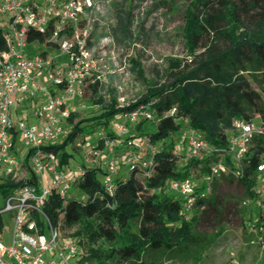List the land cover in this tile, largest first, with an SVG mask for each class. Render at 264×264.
I'll return each instance as SVG.
<instances>
[{"label": "trees", "instance_id": "1", "mask_svg": "<svg viewBox=\"0 0 264 264\" xmlns=\"http://www.w3.org/2000/svg\"><path fill=\"white\" fill-rule=\"evenodd\" d=\"M254 1L264 3V0ZM241 2L248 5L250 0ZM157 4L158 7L170 8L175 5L169 0H161ZM222 4L223 14L207 0H190L185 10V45L198 64L196 68L175 73L174 82L149 88L145 95L128 106L118 108L113 100L102 114L78 123L75 122L78 114H72L73 132L70 137L60 144L46 147L47 151L57 155L60 168L70 165L74 157L72 147L82 150L76 145L77 140L85 144L86 134L93 132L91 129H104L111 140L121 141L118 146L120 152L133 150L142 154L146 146L141 150L143 144H137V141L144 137L157 147L150 168L136 166L131 169L130 165H121L115 177L116 191L113 196L103 185L105 166L94 167L84 163L75 168L83 167L85 179L74 188L67 203L63 205L56 195L47 201L44 211L53 225L62 230L79 227L71 236L78 239L79 246L91 245L82 261L91 260L94 264L113 261L116 264H151L144 259L147 253L160 252L172 259L178 254H188L192 248L207 245L209 239L196 233L195 224L197 212L208 209L210 197L197 203L188 220L183 200L178 194L168 192L165 184L170 179L192 178L199 186L213 163L222 161L230 168L228 173H221L219 177L226 175L238 180L249 198L255 200L258 197L259 166L264 163V135L254 137L242 167H238L230 155L183 161L176 154L185 151L186 133L190 130L201 133L216 149H227L236 119L252 121L259 116L256 122L264 128V14H260L263 23L258 30L250 32L244 29L237 6L232 5L231 0H223ZM246 12L249 13V9L246 8ZM129 17L130 13H127V23H123L125 28L130 25ZM220 19L229 20L230 26L222 29L218 23ZM84 24L81 22L80 25ZM123 32L127 30L123 29ZM66 33L71 34L70 31ZM212 33L225 46L219 49L205 43V35ZM1 34L0 31V49H4ZM27 37L29 44L37 42L56 46L51 40V31L46 34L29 31ZM87 46L94 48L91 37ZM202 48L205 51L196 54ZM172 62L178 69L182 66L179 61ZM247 74L261 77L262 93L252 89ZM150 103H153L151 110L156 118L174 108L176 113L162 118L158 124L147 120L134 124L139 131L137 137L131 134V130L124 136L118 131L117 134L109 131L115 119ZM186 119L188 123H184ZM146 126L155 130H141ZM129 141L133 143L131 147L127 144ZM94 146L104 150L103 138L99 137ZM236 171H241V174L237 176ZM219 177L214 179L213 190ZM14 186L12 182H0V193L7 194ZM255 208L261 214L255 226H262L264 213L256 205ZM100 241H107L111 246L108 249L97 247Z\"/></svg>", "mask_w": 264, "mask_h": 264}, {"label": "built area", "instance_id": "2", "mask_svg": "<svg viewBox=\"0 0 264 264\" xmlns=\"http://www.w3.org/2000/svg\"><path fill=\"white\" fill-rule=\"evenodd\" d=\"M95 8V0H0V31L5 46L0 49V182L15 184L3 194L0 206V264H70L69 258L79 254V243L62 240L61 227L53 225L44 207L54 195L65 205L74 188L84 181L85 171L83 167H58L57 155L46 147L60 144L72 134L70 119L77 113L73 102L82 96L96 67L95 49L87 46L91 23L84 21V26L80 25L82 16L93 13ZM29 31H51L56 46L44 45L43 52L29 53ZM62 57H67L63 63ZM152 105H142L122 115L117 122L119 134H128L130 124L142 120L158 124L176 113L174 108L156 118ZM258 118L236 119L227 149H216L201 133L190 130L186 133L185 151L176 154L183 161L230 155L242 167L254 137L264 135V128L256 122ZM99 137L103 138L104 150L81 140L76 145L84 151L87 165L105 166L103 185L113 196L121 165L150 168L157 147L144 137L140 149L146 148L142 154L133 150L120 152L121 141L111 140L106 130L101 129ZM127 144L133 145L131 141ZM229 171L220 161L212 164L199 186L186 178L170 179L165 188L181 197L189 220L197 203L211 196L214 179ZM259 172L254 203L264 213V163ZM235 174L239 176L241 171ZM7 222L11 224L8 235Z\"/></svg>", "mask_w": 264, "mask_h": 264}, {"label": "rangeland", "instance_id": "3", "mask_svg": "<svg viewBox=\"0 0 264 264\" xmlns=\"http://www.w3.org/2000/svg\"><path fill=\"white\" fill-rule=\"evenodd\" d=\"M161 0H95L96 8L93 13L82 16V22L90 21L91 40L94 43V59L96 67L82 91V96L74 100L78 114L76 123L83 119H91L102 114L107 106L115 100L118 108L128 106L140 99L152 87H161L175 81L174 74L191 71L197 67L194 58L185 45L183 27L184 13L190 0H169L174 2L173 8L158 7ZM211 5L224 13L223 0H207ZM237 6L245 30L255 32L263 23L264 3L250 0L245 5L241 0H231ZM262 6V7H260ZM249 9V13L246 12ZM130 13V25L126 16ZM214 14V13H213ZM87 18V19H86ZM222 29L230 26L229 20L218 21ZM127 30V32H123ZM217 48L225 46L224 42L216 38V34H206L205 43ZM55 50V48H53ZM45 46L32 43L28 47L29 53H41ZM200 49L196 54L204 52ZM67 60L62 57L61 61ZM173 60L181 62L178 69ZM252 89L263 92L261 77L247 74ZM114 120L110 132L117 134V122ZM259 123V121H258ZM85 125H90L85 123ZM88 129V128H87ZM86 134V143L96 145L99 131ZM89 130V131H91ZM131 134L138 135L136 125H130ZM143 131H154L151 126L142 127ZM88 131V130H87ZM108 132V131H107ZM137 141V140H136ZM141 142V143H140ZM137 144H143V138ZM74 157L70 168L85 163L83 150L71 148ZM68 167V166H66ZM199 176V175H197ZM216 187L210 196L208 209L197 212L195 224L196 233L206 236L210 242L207 245L192 248L188 254L176 255L170 259L163 253H147L145 261L151 264H264V223L255 226L261 217L255 208L252 198L238 182L229 176H220ZM3 193L0 194V206L3 205ZM8 223V224H7ZM6 223L5 232L8 235L10 222ZM10 225V226H9ZM79 227L62 230V240L78 242L71 235ZM110 243L100 241L97 247L108 249ZM91 245L80 246L79 254L69 258L70 264H94L91 260L82 261ZM107 264H116L109 262Z\"/></svg>", "mask_w": 264, "mask_h": 264}, {"label": "crops", "instance_id": "4", "mask_svg": "<svg viewBox=\"0 0 264 264\" xmlns=\"http://www.w3.org/2000/svg\"><path fill=\"white\" fill-rule=\"evenodd\" d=\"M215 185H216V183H215ZM216 186H214V188H215Z\"/></svg>", "mask_w": 264, "mask_h": 264}]
</instances>
